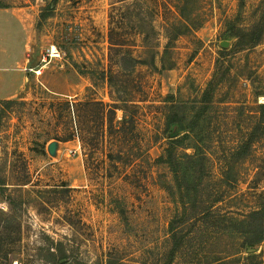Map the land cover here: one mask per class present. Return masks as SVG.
Returning a JSON list of instances; mask_svg holds the SVG:
<instances>
[{
    "label": "rangeland",
    "instance_id": "1",
    "mask_svg": "<svg viewBox=\"0 0 264 264\" xmlns=\"http://www.w3.org/2000/svg\"><path fill=\"white\" fill-rule=\"evenodd\" d=\"M113 1L0 0L27 36L26 79L0 99V264H264V0H190L186 23L155 19L148 46L137 19L110 20ZM172 22L189 30L164 51ZM176 138L175 153L212 154L202 175L159 161ZM218 191L225 232L187 225L173 238L190 199Z\"/></svg>",
    "mask_w": 264,
    "mask_h": 264
},
{
    "label": "trees",
    "instance_id": "2",
    "mask_svg": "<svg viewBox=\"0 0 264 264\" xmlns=\"http://www.w3.org/2000/svg\"><path fill=\"white\" fill-rule=\"evenodd\" d=\"M190 0H175L174 5L171 7L168 3L162 1V0H115L112 3L111 8V17L110 20H112L114 17H118L122 22L128 19V22L132 21V19H137L141 23V25H135L134 31L137 33L139 37H141V43L146 44L143 46H148L147 43L150 42L151 44H158L159 38L157 31L155 30V19L157 17L163 18V16L166 14V12L170 15H172L173 22L178 21H186L183 19L185 16V13L187 12V5ZM119 3L118 7H115V4ZM6 7L0 3V9H5ZM172 8V9H171ZM41 18H45L44 15H41ZM148 21L151 22V26L148 28L151 31H144L146 30L145 27H143L142 24L147 23ZM165 23L162 25V28L164 29V39L166 43L164 44L163 48L164 51H167L171 45L174 43L176 38L182 34L183 31L189 30V27L187 25H182L181 27L174 23ZM123 25V23H122ZM135 27L137 29L135 30ZM112 29H109V45L112 48L113 43L110 41ZM147 32V33H145ZM151 34V35H150ZM246 40H248L252 46H254L258 41L259 37L258 35H252L248 33L245 37ZM123 44H121L122 47H126L127 44H125L126 40L123 39ZM128 42V41H127ZM126 61V59H124ZM129 62L132 63H141L139 59H133L132 57H129ZM127 61V62H128ZM151 63H154V58H151ZM255 97V109H257V113L259 117L258 119L264 118V101L257 104V99L259 97H264V94L260 91H257L254 93ZM256 119V117H253ZM126 118H123V121ZM257 123V127L259 128L261 126L260 120ZM264 124V121H261ZM262 125V129H264ZM169 144L171 147H167L165 149L166 155H163L159 158V161H162L164 163L169 164L171 171L174 173V175L177 178H183L186 175H192V176H200L202 175L201 167L206 162L209 161L210 156L212 155L208 149L205 147H201L200 145H193L191 147H186L185 149L191 148L193 150V153H186L183 149L182 152L175 153V149L180 148V145H178L179 142H181V139L176 138L174 140H169ZM253 143V141H251ZM174 150V151H173ZM221 176V175H220ZM3 183H0L2 185ZM191 195L188 196L190 199ZM189 205L191 208H186L184 206V212H180L177 214V217L175 220L171 221L169 224V231L173 234V238H176L179 233L178 229H182L189 225V227H199L201 229H209L210 228V234L212 236L221 235L225 230L229 227L230 223H232V220L229 218H223L220 215L214 214L212 209L215 206V204L221 202L222 195L221 192H217L216 195H210L208 194L206 197H203V199L199 201H195L196 199H190ZM182 223V224H179ZM179 224V225H178ZM217 229V230H216ZM216 230V231H212ZM209 234V233H208ZM216 234V235H214ZM263 238V234L259 233V235H256V237H249L245 239L244 245L242 246L245 250L252 249L256 244L261 242ZM60 257L58 261H61L64 259V252L59 251ZM254 256V254L249 255ZM111 264V263H107ZM167 264H170L169 262Z\"/></svg>",
    "mask_w": 264,
    "mask_h": 264
},
{
    "label": "crops",
    "instance_id": "3",
    "mask_svg": "<svg viewBox=\"0 0 264 264\" xmlns=\"http://www.w3.org/2000/svg\"><path fill=\"white\" fill-rule=\"evenodd\" d=\"M17 15L14 10L0 9V16L3 18L0 32L4 35L0 36V99L16 96L26 79V27ZM11 32L13 37L9 36ZM6 62H10V65L3 66Z\"/></svg>",
    "mask_w": 264,
    "mask_h": 264
},
{
    "label": "water",
    "instance_id": "4",
    "mask_svg": "<svg viewBox=\"0 0 264 264\" xmlns=\"http://www.w3.org/2000/svg\"><path fill=\"white\" fill-rule=\"evenodd\" d=\"M57 149V142H52L48 145V152L50 155H55ZM251 252V250H249Z\"/></svg>",
    "mask_w": 264,
    "mask_h": 264
},
{
    "label": "built area",
    "instance_id": "5",
    "mask_svg": "<svg viewBox=\"0 0 264 264\" xmlns=\"http://www.w3.org/2000/svg\"><path fill=\"white\" fill-rule=\"evenodd\" d=\"M49 58H59V53L56 50H50V52L47 54Z\"/></svg>",
    "mask_w": 264,
    "mask_h": 264
},
{
    "label": "bare ground",
    "instance_id": "6",
    "mask_svg": "<svg viewBox=\"0 0 264 264\" xmlns=\"http://www.w3.org/2000/svg\"><path fill=\"white\" fill-rule=\"evenodd\" d=\"M52 50L54 51V50H55V48H54V49L52 48Z\"/></svg>",
    "mask_w": 264,
    "mask_h": 264
}]
</instances>
